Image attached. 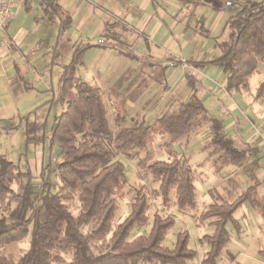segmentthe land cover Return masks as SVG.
<instances>
[{"label":"trees","instance_id":"16d2710c","mask_svg":"<svg viewBox=\"0 0 264 264\" xmlns=\"http://www.w3.org/2000/svg\"><path fill=\"white\" fill-rule=\"evenodd\" d=\"M23 1L28 6L33 0ZM40 3L45 13L52 11L60 18L58 40L62 39L71 25V17L57 0ZM225 31V38L217 41L220 55L209 63L227 74L226 93H248L252 76L264 62V1L236 10ZM205 34L208 35L207 30ZM90 48L77 47L71 62L64 66L59 95L63 110L53 124H48L51 107L48 103L24 119L26 149L48 145L51 153L59 150L55 180L44 178L42 186H38L27 162L23 170L0 153V204L9 211L0 216V264H63L64 254L69 258L66 264H196L198 259L199 264H220L224 252L234 260L230 229L240 232L236 212L248 204L264 218V197L258 193L261 181L257 174L263 149L241 137L237 141L226 132L222 119L210 114L193 70L186 74L188 97L173 99L153 123L142 119L126 126L119 100L114 105L119 114L112 123L106 100L109 95L112 102L111 95L118 90L105 92L77 76ZM19 70L17 66L14 86L24 80ZM262 89L263 86L258 95H262ZM122 92L126 93V89ZM203 128L210 133L204 151L208 158L216 157L213 167L217 171L229 166L240 168L251 184L241 189L237 181L229 179L222 191H209L211 203L198 214L199 174L191 159L183 152L178 153L175 147L182 140L189 142ZM158 143L167 155L165 160L155 159L151 148ZM122 158L137 159L139 174L159 182L154 194L166 207L171 205L174 194L173 206L179 214L193 218L197 228L210 229L198 238L204 248L202 257L190 246L191 233L176 230V218L171 214L156 213L148 232L136 234L138 228L149 224L150 199L142 189L137 191L125 219L118 224L114 222L118 190L128 182ZM170 234L176 238L173 247L166 245ZM28 237V247L22 248V258L14 263L6 246L22 244ZM260 253L264 256V251Z\"/></svg>","mask_w":264,"mask_h":264},{"label":"rangeland","instance_id":"374dc122","mask_svg":"<svg viewBox=\"0 0 264 264\" xmlns=\"http://www.w3.org/2000/svg\"><path fill=\"white\" fill-rule=\"evenodd\" d=\"M202 1L206 4V6L201 9L200 15H205V17L208 19V23L211 24L214 16H216L213 8L218 7L220 0ZM232 1L234 3V7L232 8L233 10L231 15L234 14L236 10L248 8L252 3L263 2L264 0ZM224 2H229V0H225ZM224 2L223 5L225 6ZM16 10L15 19L11 23V34L16 38L14 42H6L5 50H7L9 54L10 47L16 43H19L17 47L18 51L16 52L19 56V59L17 58L15 60L13 55L10 54L8 56V54H5V51L1 53L0 50V153L6 155L14 163L19 164L23 170H26L27 162L29 167L33 170V176L35 177L34 182L38 186H42V180L44 178H48L49 180L53 181L55 180L54 170L56 164L59 162V150L54 149L51 153L48 145H46L45 148H42V146H29V150L26 149L25 138L22 129L25 125L24 119L32 111L47 103V105H51L48 116L49 126H51L54 120L61 114L63 110V102H59L60 79L64 71L63 65L67 63L69 64L71 61V49L73 45H76V42L70 39L69 40L71 42H69V40L66 41L65 39L67 37L64 38V40H58V28L60 24L59 17L56 16L52 11L45 13L40 0H33L28 6L24 4L23 0H18L16 4ZM224 38L225 36H223L221 40ZM210 44H212L213 48L215 43L211 40ZM54 49L56 51L63 50L61 52L62 54H60L58 57H54ZM189 49H191V47ZM107 56L108 55H106L102 49L93 48L88 53L87 57L90 58V62L92 60L97 62L107 61ZM52 57L55 58L53 59L55 61L54 63H52ZM17 66L21 69L19 71L24 76V80L22 81L21 79V81H17L15 85L20 86L18 90H16L17 88L14 89L15 86L12 85V80L16 76ZM217 70L219 72V76L216 74L213 76L210 74L207 75V73L201 75L203 79L206 80L207 84L211 83L216 87L218 85V88L216 89L217 93H214L215 97L211 95L206 96V93L202 95V100L205 98L203 102L205 101V106L208 107V110H214L216 108V104H213L215 103L214 100H219L218 94L223 92V89L220 86L224 84L227 79L226 73L220 69ZM82 72L83 69H80L79 74L77 75L79 78H83L82 75L84 74ZM250 83V92L242 94L238 93V95L232 97L224 96V99L226 100H235L239 106L241 102L245 103L244 105L246 106V109H242L239 112L236 110L234 115H229L228 111H226L227 113L225 115H222V113H220V109L216 110L217 112L219 111L218 116L227 118L229 115L228 119H225L224 125L226 132L229 135L233 134V137L239 141V136L242 134V139L244 142L259 145L264 148V62L260 64L257 71L252 76ZM141 86H143V84ZM261 86H263V89L261 90L263 92L262 95H258V90ZM162 90L165 89L152 90L151 92L155 97L153 96L152 100L149 101H154V103H156L158 101L157 98L160 96L159 94ZM142 91L143 88L139 87L126 88V93H128L129 96L138 95ZM128 94H125L122 100H120V98L116 97V94L113 93L111 95L113 99L112 102H118V100L115 99L119 98L122 103L120 106L126 107L130 105L132 107V103H134L135 100H126L127 98L132 99L131 97H128ZM181 94L182 92H179L178 97H180ZM109 97L110 96L108 95L106 100L108 105V118L112 123H114L119 112L114 106L116 103L112 104V102H109ZM124 101L126 102L124 103ZM142 101L145 102L147 100H141V102ZM134 107L136 108L128 107L129 114H127V117L130 116V119L127 120L126 118V126L132 125L135 122V119L136 121L142 120L144 115H146V118L149 117L145 112V110L149 108L148 106L144 107L143 111L140 110L136 115L135 112L140 106L137 105ZM217 112H213V114ZM230 116L239 122L246 117L248 119L247 121L250 129H248L246 133L242 131V133L238 134L234 127L229 123L231 120ZM30 119L34 120V116H31ZM155 120H157V118H150V123H153ZM114 130L117 131V127L114 128ZM209 140V130L208 128H203V130H201L197 135L193 136L189 142L182 140L175 147L178 153L183 152L189 159H191L192 165L196 168L199 174V180L196 183L200 202L199 210L197 212L198 214H200V212L211 203V197L208 191L213 188V179L216 180L215 188L213 189L218 191H222V187L224 185H228L229 179L237 181V184L241 189H246L251 184L245 173L240 168L229 166L221 171H217L213 167V161L216 157L210 159L208 158L207 152L204 151V146ZM151 149L154 150L156 160L167 159V155L163 149L159 147V143L155 146L153 145ZM29 152H31L30 157L26 156L27 153L29 154ZM142 156H145V152H142ZM122 160L127 167L128 182L126 185L121 186L118 190V208L114 222L118 224L125 219V217L131 211V204L133 202L132 200L135 198L137 191L142 189L145 191L147 198L150 199L149 202L151 209L149 212V224L145 228H138L136 230V234L148 232V230L151 228L153 218L156 213L165 215L171 214L176 218V230H188L192 236V241L190 244L191 248L198 250L199 254L203 255L204 249H201V245H199L198 242V238L202 236L200 234L202 233L203 229L196 227V223L193 218L183 216L176 211V208L173 206V202L175 201L174 194H172L171 205L166 207V205L163 204L162 199L160 197L158 198L154 194V191L159 189V182L155 181L151 177H144L139 174L137 159L134 161H128L122 158ZM41 163L42 166L40 165ZM263 167L264 165H262L257 172L258 175L260 174L261 170L262 172L264 171V169H262ZM262 172L260 175H262ZM13 188H16V185H14ZM258 193L259 195L263 194L262 196L264 197V185L259 187ZM241 210L242 209H239L235 216H238V213ZM8 212V208H5V206L1 207L0 204V216L5 215ZM238 217H240L245 226L246 222L248 223L252 218V215L249 219L244 218L243 214H239ZM167 239L166 245L173 247L176 240L175 234H170ZM17 244L19 245L22 252V248H27L29 245V237L22 244ZM64 260L65 261L61 263L66 264V262H69V258L65 254ZM199 263L200 262L198 259L196 264Z\"/></svg>","mask_w":264,"mask_h":264},{"label":"crops","instance_id":"0c3cea01","mask_svg":"<svg viewBox=\"0 0 264 264\" xmlns=\"http://www.w3.org/2000/svg\"><path fill=\"white\" fill-rule=\"evenodd\" d=\"M223 2L224 0H220L218 7H212L216 16L209 24L205 15H200L201 9L206 6L202 0H199L197 4H185L180 0H57L58 5L71 17V25L62 37L63 40L67 37L66 41L70 39L76 42V45H73L71 49V60L77 47L91 46L84 56L83 66L77 69V75L80 69H83L82 80L97 85L108 93L110 90H118L116 95L120 100L125 94H128L122 92L126 88H143V91L138 95L129 96L128 94V97L132 99L127 98L126 100H135L132 107L126 106V104V107H121V102L118 105L120 111L125 112L127 120L130 119V116L127 117L129 114L128 107L136 108L134 106L139 105L140 107L135 112L136 115L148 106L149 108L145 112L149 117L146 118L144 115L143 120L149 123L150 118L156 119L161 116L170 102L178 97L179 92H182L180 97L183 99L188 97L190 90L187 85L186 74L192 70V72L195 71L196 74L194 75L200 82V94L206 93V96H214V93H217L218 85L216 87L211 83L207 84L201 75L207 73V75L216 74L219 76L217 69L220 68L209 62L220 55L217 41L226 34L225 30L233 10L226 8ZM11 23L7 25L4 33L6 42H14L16 38L11 34ZM204 30L208 31V35H204ZM100 39H105L107 44L99 45ZM70 40L69 42H71ZM211 40L215 43L213 48L210 44ZM18 44L10 47L9 54L5 48L0 49L1 53L5 51L6 55L11 54L15 60L19 59L16 53ZM190 47L191 49H189ZM93 48L102 49L108 55V60L97 62L92 60L90 62V58L87 56ZM127 48L132 49L128 51ZM62 51L54 49L55 54L53 56L58 57ZM54 57L52 60L55 59ZM179 58L187 59L188 69H183L180 64L176 68L166 66L169 61H178ZM54 62L53 60L52 63ZM142 84L143 86H141ZM224 84L220 87L224 88ZM154 89H165L159 94L156 103L149 101L154 96L151 92ZM218 95L219 100H214L215 103H213L216 104V108L209 110V112L213 116L220 117L224 125L225 119H228L229 115H234L236 110L239 112L246 109L245 103L241 102L239 106L235 100L224 99V96L232 97L238 93L228 94L223 90ZM141 100L147 101L141 102ZM204 104L206 105L205 101ZM216 109H220L222 115L228 111V117L218 116L219 111L217 112ZM213 112L217 113L214 115ZM230 119V125L238 134L242 131L246 133L250 129L246 117L240 122L232 117ZM239 137L243 138L242 134ZM262 149L264 153V148ZM30 154L31 152H29L28 157ZM263 163L264 156L261 160V166L264 165ZM40 165L42 166V163ZM260 174L258 177L261 185H264V171L262 175ZM213 180L212 184L215 188L216 180ZM213 188L210 190H215ZM241 209L238 216L243 214L244 218L249 219L252 215L253 219L251 218L244 226L240 217L235 216L240 223V232L237 233L234 229L233 231L232 228L230 229L232 233L230 246L236 257L232 260L229 254L224 252L220 264H264V256L260 253L264 251V218L258 211L252 210L248 204ZM202 229L200 235L210 231L207 227ZM6 249L15 263L20 261L22 252L17 243L8 244ZM201 249L204 248L201 246Z\"/></svg>","mask_w":264,"mask_h":264},{"label":"built area","instance_id":"2783aa9c","mask_svg":"<svg viewBox=\"0 0 264 264\" xmlns=\"http://www.w3.org/2000/svg\"><path fill=\"white\" fill-rule=\"evenodd\" d=\"M18 0H0V48L6 47V40L4 38V33L6 31L7 24L12 22L16 16V4ZM226 8H233L234 3L232 0L229 2H225ZM99 45H106L107 42L105 39H100L98 41ZM132 48H127V50H131ZM178 64L182 65L183 69H188L189 64L186 59L179 58V60H171L169 61L166 66L169 68H176ZM224 90V88L222 87Z\"/></svg>","mask_w":264,"mask_h":264},{"label":"water","instance_id":"95a60500","mask_svg":"<svg viewBox=\"0 0 264 264\" xmlns=\"http://www.w3.org/2000/svg\"><path fill=\"white\" fill-rule=\"evenodd\" d=\"M45 2H50V1H52V0H44Z\"/></svg>","mask_w":264,"mask_h":264}]
</instances>
